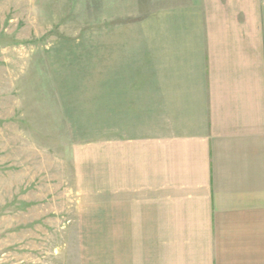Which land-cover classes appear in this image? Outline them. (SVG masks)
I'll use <instances>...</instances> for the list:
<instances>
[{
  "label": "crops",
  "instance_id": "obj_1",
  "mask_svg": "<svg viewBox=\"0 0 264 264\" xmlns=\"http://www.w3.org/2000/svg\"><path fill=\"white\" fill-rule=\"evenodd\" d=\"M96 2L56 85L108 134L110 264H264L263 0Z\"/></svg>",
  "mask_w": 264,
  "mask_h": 264
},
{
  "label": "rangeland",
  "instance_id": "obj_2",
  "mask_svg": "<svg viewBox=\"0 0 264 264\" xmlns=\"http://www.w3.org/2000/svg\"><path fill=\"white\" fill-rule=\"evenodd\" d=\"M97 3L0 0V264H110L108 134L62 116L56 85Z\"/></svg>",
  "mask_w": 264,
  "mask_h": 264
}]
</instances>
